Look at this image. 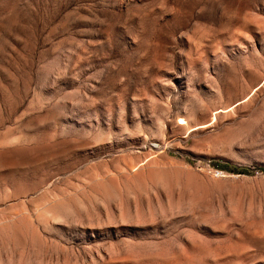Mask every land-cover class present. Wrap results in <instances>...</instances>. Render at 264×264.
I'll use <instances>...</instances> for the list:
<instances>
[{"label": "rangeland", "instance_id": "374dc122", "mask_svg": "<svg viewBox=\"0 0 264 264\" xmlns=\"http://www.w3.org/2000/svg\"><path fill=\"white\" fill-rule=\"evenodd\" d=\"M0 264H264V0H0Z\"/></svg>", "mask_w": 264, "mask_h": 264}]
</instances>
